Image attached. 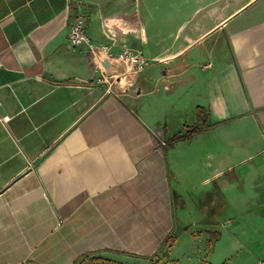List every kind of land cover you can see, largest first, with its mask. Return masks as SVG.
Instances as JSON below:
<instances>
[{"label": "crops", "instance_id": "obj_1", "mask_svg": "<svg viewBox=\"0 0 264 264\" xmlns=\"http://www.w3.org/2000/svg\"><path fill=\"white\" fill-rule=\"evenodd\" d=\"M77 9L93 50L68 48ZM263 127L264 0H0V264H220L241 245L189 212L264 156ZM242 174L264 190V159Z\"/></svg>", "mask_w": 264, "mask_h": 264}, {"label": "rangeland", "instance_id": "obj_2", "mask_svg": "<svg viewBox=\"0 0 264 264\" xmlns=\"http://www.w3.org/2000/svg\"><path fill=\"white\" fill-rule=\"evenodd\" d=\"M123 49L124 47L121 51H123ZM123 66L125 71L128 70L126 65ZM118 78L122 81L119 86L121 85L120 87L124 88V86H126V83L128 82V79L124 77ZM112 84L116 86L114 82ZM262 131L264 133V127L262 128ZM262 159H264V156L248 158L247 161L244 163V166L246 168L250 166H256V164H258V162ZM233 160L234 161L232 168L228 172L223 174L220 179L215 181L216 183L214 184V186L218 193L217 200H215V202H217L215 207L213 205L211 206V208L206 207L205 211L201 212V216L197 213V210L195 208L193 209V212L190 211L189 213L194 218L197 217V223L194 220L192 222L193 224L196 223V225H202L203 227L205 225L208 226L209 224L211 229L218 233L220 231H227L230 238L241 245V247L237 245V247L233 249V253H227V257H225V259H223L222 257L223 260H221L220 264H251L255 256L259 257L260 255H263L262 253L259 254V251L257 250H254V252H250V248L247 249L246 245H250V242H248L250 240V235H256L257 228L260 226L259 217L261 215V211L259 210L262 206V203L259 202L257 198L260 192L264 193V190H262L261 187H259L261 189L258 190L253 183L247 184V180L241 179L243 175L242 171L245 169V167L237 166V158H233ZM222 181H227L229 182L228 185H231V188L229 189V194L227 195L228 197L220 195L218 191L220 190L219 188ZM172 187L176 186L172 184ZM187 187L189 189V193L191 194V186L188 184ZM192 195L194 194L192 193ZM186 200L190 203V199L187 196ZM263 209L264 207L262 208V210ZM198 218H201L199 222ZM187 243L188 242L184 239L183 242L176 247V250H188L190 248V244ZM174 255H176V253H174ZM216 255L218 256V253ZM162 259L163 260L158 257L151 264H181L175 260H170L169 252L165 253V255L162 256ZM188 264H199V261L191 260Z\"/></svg>", "mask_w": 264, "mask_h": 264}, {"label": "built area", "instance_id": "obj_3", "mask_svg": "<svg viewBox=\"0 0 264 264\" xmlns=\"http://www.w3.org/2000/svg\"><path fill=\"white\" fill-rule=\"evenodd\" d=\"M68 48L74 50L82 46H88L90 50H93V46L90 44V40L86 33V22L83 13L80 9H77L76 13L72 15L68 21ZM104 50L107 51V48L104 47ZM133 52L128 49H123L122 53L119 56L120 60H125L132 66L133 72H140L146 66V62L140 56V52L132 54ZM115 81V80H114ZM113 81V82H114ZM108 80L104 77L101 79V83ZM118 83L115 82L117 86ZM257 264H264V259L260 260Z\"/></svg>", "mask_w": 264, "mask_h": 264}, {"label": "trees", "instance_id": "obj_4", "mask_svg": "<svg viewBox=\"0 0 264 264\" xmlns=\"http://www.w3.org/2000/svg\"><path fill=\"white\" fill-rule=\"evenodd\" d=\"M197 118H198V122L196 125H194L192 128L190 129H185L184 133H180V135L175 136L172 140H170V143H173L179 139H190L194 134H196L197 132H199L200 130H202L205 126V114L204 111L202 109L197 110ZM175 237L176 234L174 235H169L165 238L163 244L164 245H172L175 241ZM156 264V263H153Z\"/></svg>", "mask_w": 264, "mask_h": 264}, {"label": "bare ground", "instance_id": "obj_5", "mask_svg": "<svg viewBox=\"0 0 264 264\" xmlns=\"http://www.w3.org/2000/svg\"><path fill=\"white\" fill-rule=\"evenodd\" d=\"M120 63H122L123 65H126L128 69L131 67V65H129V63L126 62L125 60H121ZM129 66H130V67H129ZM117 78H118V77H117ZM118 79H119V78H118ZM129 81H130V80H129ZM129 81L126 83V86H124V88L127 87V86L129 85ZM121 82H122V81L120 80V82H119L118 84H121ZM120 86H121V85H120Z\"/></svg>", "mask_w": 264, "mask_h": 264}]
</instances>
